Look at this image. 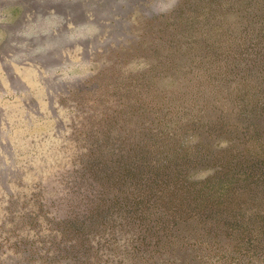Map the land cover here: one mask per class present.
<instances>
[{
  "label": "trees",
  "instance_id": "obj_1",
  "mask_svg": "<svg viewBox=\"0 0 264 264\" xmlns=\"http://www.w3.org/2000/svg\"><path fill=\"white\" fill-rule=\"evenodd\" d=\"M174 1L118 47L116 121L80 119L44 264H264V0Z\"/></svg>",
  "mask_w": 264,
  "mask_h": 264
},
{
  "label": "rangeland",
  "instance_id": "obj_2",
  "mask_svg": "<svg viewBox=\"0 0 264 264\" xmlns=\"http://www.w3.org/2000/svg\"><path fill=\"white\" fill-rule=\"evenodd\" d=\"M174 2L0 0V264H44L43 237L87 150L80 119L109 108L116 121L118 47Z\"/></svg>",
  "mask_w": 264,
  "mask_h": 264
}]
</instances>
